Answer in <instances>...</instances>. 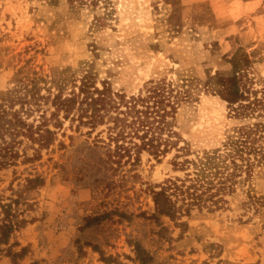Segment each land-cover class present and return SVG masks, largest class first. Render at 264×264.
Segmentation results:
<instances>
[{
    "label": "rangeland",
    "instance_id": "rangeland-1",
    "mask_svg": "<svg viewBox=\"0 0 264 264\" xmlns=\"http://www.w3.org/2000/svg\"><path fill=\"white\" fill-rule=\"evenodd\" d=\"M90 75L127 98H183L164 152L119 158L107 125L57 109ZM258 99L264 0H0V115L53 131L14 137L0 118L18 153L0 163V264H264V163L234 143L263 120ZM172 181L195 195L168 190V213L156 193Z\"/></svg>",
    "mask_w": 264,
    "mask_h": 264
},
{
    "label": "trees",
    "instance_id": "trees-1",
    "mask_svg": "<svg viewBox=\"0 0 264 264\" xmlns=\"http://www.w3.org/2000/svg\"><path fill=\"white\" fill-rule=\"evenodd\" d=\"M232 80L233 78L226 79L223 83V91L227 93L225 98L232 105L238 104L234 106V109L239 111L240 115L247 116L249 110L254 107L251 102H243L246 96L244 91H240L238 87L231 88ZM109 84L108 81H104L103 87L100 88L93 85L92 75L87 76L82 81L78 92L75 91L64 97L60 95L56 97L57 109L64 110L66 116L76 110L81 123L90 125L92 130L99 125H107L109 140L116 145V154L114 155L119 158L124 156L131 158L134 154L139 157L143 149L153 150L156 148L157 151L164 152L165 148L159 147V141L162 139L161 134L163 130L172 126L173 122L168 119V116L171 115L175 119L178 106L181 105L183 98L172 99L171 95L161 94V88L158 86L151 87L147 95L138 94L127 98L124 94L115 92ZM256 102L262 103L264 107V100L258 99ZM10 110L15 111L10 112L4 107V113L0 115V118H3L5 113H10L12 116L5 124H2L7 129L6 131L10 130L14 137L23 135L42 141V143L49 141L50 138L43 139H46L48 134H53L50 128L42 130V125H39L37 129L42 132L38 133L39 136H35L34 133L38 131L33 130L34 125L20 116V110L14 109V106ZM259 115L263 116V120L260 119L252 124L241 126L239 136L235 140L237 143L233 140L236 147L239 144L242 151H245L242 148L246 149L248 166L254 163H264V110ZM171 129V132H176L173 128ZM12 146L0 147L1 150H5L4 155H8V159L0 163L6 164L9 159H12V156L18 155L16 151H13ZM226 185V181H224V187ZM170 189L181 191L183 194L188 192L190 195H195L189 193L188 190H182L181 184L172 181L171 184L156 193L158 208L168 213L175 211L174 202L170 197L173 193H169Z\"/></svg>",
    "mask_w": 264,
    "mask_h": 264
}]
</instances>
